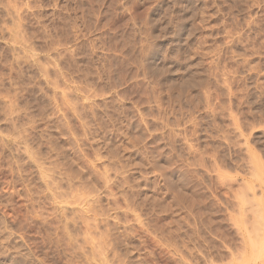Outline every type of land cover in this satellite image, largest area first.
Here are the masks:
<instances>
[{"label": "rangeland", "instance_id": "1", "mask_svg": "<svg viewBox=\"0 0 264 264\" xmlns=\"http://www.w3.org/2000/svg\"><path fill=\"white\" fill-rule=\"evenodd\" d=\"M22 263L264 264V0H0V264Z\"/></svg>", "mask_w": 264, "mask_h": 264}, {"label": "bare ground", "instance_id": "2", "mask_svg": "<svg viewBox=\"0 0 264 264\" xmlns=\"http://www.w3.org/2000/svg\"><path fill=\"white\" fill-rule=\"evenodd\" d=\"M188 1V0H187ZM186 4H188V3H186ZM183 5V4H182ZM193 5H194V3H193ZM189 7V6H188ZM185 13V12H184ZM198 13V12H197ZM165 14V13H164ZM181 15V14H180ZM188 15V14H187ZM190 18V17H189ZM167 22V21H166ZM167 26V25H166ZM171 27V26H170ZM182 28V27H181ZM180 28V29H181ZM184 29V28H183ZM191 29V28H190ZM161 31V30H160ZM163 34V33H162ZM180 39V38H179ZM173 43H175V42H173ZM172 44V43H171ZM177 49V48H176ZM151 55V54H150ZM148 56V55H147ZM161 57V56H160ZM150 59V58H149ZM158 63V62H157ZM149 65V64H148ZM155 65V64H154ZM147 67V66H146ZM190 67V66H189ZM169 69V68H168ZM174 80V79H173ZM192 80V79H191ZM159 84V83H158ZM171 84V83H170ZM160 85H161V83H160ZM185 85V84H184ZM174 88V87H173ZM177 88V87H176ZM183 89V88H182ZM197 89V88H196ZM202 89V88H201ZM202 91V90H201ZM179 96V95H178ZM201 96V95H200ZM205 97H207V96H205ZM210 97V96H209ZM207 101H208V99H207ZM208 104V103H207ZM211 108V107H210ZM6 115V114H5ZM233 117V116H232ZM193 127V126H192ZM14 129V128H13ZM195 129V128H194ZM185 138V137H184ZM208 138V137H207ZM212 138V137H211ZM225 138V137H224ZM229 139V138H228ZM183 140V139H182ZM188 140V139H187ZM185 141V140H184ZM212 141V140H211ZM229 141V140H228ZM187 143V142H186ZM189 143V142H188ZM215 143V142H214ZM223 143V142H222ZM179 144V143H178ZM189 144H191V143H189ZM225 145V144H224ZM243 145H246V144H243ZM189 146V145H188ZM192 146V145H191ZM215 148V147H214ZM219 148V147H218ZM221 148V147H220ZM21 149V148H20ZM28 149V148H27ZM222 149V148H221ZM240 149V148H239ZM32 150V149H31ZM216 150V149H215ZM230 150V149H229ZM16 151V150H15ZM183 151H184V149H183ZM18 152V151H17ZM34 152V151H33ZM180 152V151H179ZM220 152V151H219ZM27 153V152H26ZM35 153V152H34ZM244 153V152H243ZM31 154V153H30ZM34 156H35V154H33ZM69 156V155H68ZM221 156V155H220ZM223 156V155H222ZM216 157V156H215ZM33 158H36V157H33ZM217 158V157H216ZM249 160H250V157H249ZM216 162V161H215ZM38 163V162H37ZM160 164V163H159ZM162 164V163H161ZM249 164V163H248ZM43 165V164H42ZM53 165V164H52ZM164 165V164H163ZM162 165V166H163ZM252 165V164H251ZM49 166V165H48ZM54 166V165H53ZM39 167V166H38ZM40 167H42V166H40ZM44 167H45V165H44ZM253 168V167H252ZM37 169V168H36ZM45 170V169H44ZM47 171V170H46ZM68 172V171H67ZM252 172V171H251ZM249 173V176H250V174L251 175H253L252 173ZM42 173V172H41ZM44 173V172H43ZM80 173V172H79ZM220 173V172H219ZM224 173V172H223ZM40 174V173H39ZM81 174V173H80ZM225 174V173H224ZM221 175V174H220ZM223 175V174H222ZM47 176V175H46ZM45 178V177H44ZM42 179V178H41ZM46 179H47V177H46ZM229 179V178H228ZM43 180V179H42ZM219 180V179H218ZM222 180V179H221ZM220 180V181H221ZM47 181V180H46ZM223 181H224V178H223ZM229 181V180H228ZM245 181V180H244ZM48 182V181H47ZM225 182H227V181H225ZM222 183V182H221ZM224 183V182H223ZM229 183V182H228ZM228 183H225V184H228ZM244 184V183H243ZM245 184H246V182H245ZM225 186V185H224ZM231 187V186H230ZM241 188H242V186H240ZM240 187L238 188V189H240ZM187 188V187H186ZM245 188H247V186L245 187ZM229 189V188H228ZM256 189H258V188H256ZM181 190H183V189H181ZM50 191H52V190H50ZM189 191V190H188ZM248 191V190H247ZM235 192V191H234ZM249 192V191H248ZM48 193V192H47ZM249 193H251V192H249ZM238 194V193H237ZM61 195V194H60ZM184 195V194H183ZM186 196V195H185ZM237 196V195H236ZM248 196V195H247ZM77 197V196H76ZM179 197H180V195H179ZM181 198V197H180ZM186 198V197H185ZM241 198V197H240ZM253 198V197H252ZM79 199V198H78ZM233 199V198H232ZM175 200V199H174ZM234 200H235V198H234ZM240 200H242V199H240ZM249 200V199H248ZM251 200V199H250ZM249 200V201H250ZM77 201V200H76ZM243 201V200H242ZM246 201V200H245ZM245 201H243V202H245ZM78 202V201H77ZM228 202V201H227ZM251 203L253 204V200L251 201ZM82 204V203H81ZM178 204V203H177ZM238 204H239V202H238ZM247 204H248V202H247ZM251 204V205H252ZM242 205V204H241ZM86 206V205H85ZM238 206V205H237ZM247 206V205H246ZM253 206V205H252ZM258 206V205H257ZM250 207V206H249ZM256 207V206H255ZM254 207V208H255ZM89 208V207H88ZM237 208H239V207H237ZM241 208V207H240ZM250 209H251V207H250ZM249 209V210H250ZM65 210V209H64ZM247 210V209H246ZM252 210V209H251ZM250 210V211H251ZM254 211V210H253ZM259 211V210H258ZM258 211H257V213H258ZM247 212V211H246ZM256 212V211H255ZM235 213V212H234ZM249 214V213H248ZM236 215H237V213H236ZM253 216H254V213H253ZM255 216H256V214H255ZM240 217V216H239ZM258 217V216H257ZM234 218V217H233ZM252 218V217H251ZM247 219V218H246ZM253 219V218H252ZM248 220V219H247ZM240 221V220H239ZM250 221V220H249ZM248 221V222H249ZM254 222H256V220L254 221ZM240 223V222H239ZM245 224V223H244ZM260 224V223H259ZM237 226V225H236ZM248 226H250V225H248ZM89 227H87V229H88ZM239 228V227H238ZM80 229H82V228H80ZM92 229V228H91ZM57 230V229H56ZM258 230V229H257ZM55 231V230H54ZM75 231V230H74ZM77 231V230H76ZM80 231V230H79ZM78 232V231H77ZM261 232V231H260ZM76 233V232H75ZM63 234H65V233H63ZM67 234V233H66ZM73 234H74V232H73ZM249 234V233H248ZM251 234V233H250ZM259 234V233H258ZM72 235V234H71ZM72 236H74V235H72ZM260 236V235H259ZM65 237V236H64ZM79 237V236H78ZM63 238V237H62ZM68 238H70V236L68 237ZM67 238V239H68ZM66 239V240H67ZM71 239V238H70ZM73 239V238H72ZM120 239V238H119ZM62 240V239H61ZM69 240V239H68ZM74 240V239H73ZM250 241V240H249ZM61 242V241H60ZM64 243V242H63ZM33 246H34V244H32ZM64 245V244H63ZM79 245V244H78ZM83 244H81V246H82ZM120 245V244H119ZM26 246V245H25ZM31 246V245H30ZM29 246V247H30ZM80 246V247H81ZM252 246V245H251ZM255 246V245H254ZM73 247H75V246H73ZM101 247V246H100ZM119 247V246H118ZM123 247V246H122ZM21 248V247H20ZM32 248V247H31ZM35 248V247H34ZM61 248V247H60ZM77 248H79V247H77ZM104 248V247H103ZM25 249V248H24ZM73 249V248H72ZM119 249V248H118ZM244 249V248H243ZM32 250V249H31ZM30 250V251H31ZM68 250V249H67ZM102 250V249H101ZM122 250V249H121ZM176 250H178V249H176ZM26 251V250H25ZM28 251V250H27ZM78 251V250H77ZM76 251V252H77ZM123 251V250H122ZM132 251V250H131ZM32 252V251H31ZM100 252V251H99ZM126 252V251H125ZM175 252V251H174ZM177 252V251H176ZM240 252V251H239ZM242 252V251H241ZM240 252V253H241ZM244 252V251H243ZM103 253V252H102ZM129 253V252H128ZM31 254V253H30ZM67 254V253H66ZM98 254V253H97ZM104 254V253H103ZM103 254H101V255H103ZM108 254V253H107ZM123 254V253H122ZM242 254V253H241ZM241 254H239V255H241ZM32 255V254H31ZM82 255V254H81ZM83 255H85V254H83ZM188 255V254H187ZM191 255V254H190ZM189 255V256H190ZM24 256V255H23ZM27 256H28V254H27ZM30 256V255H29ZM238 256V255H237ZM21 257H22V255H21ZM83 257V256H82ZM127 257V256H126ZM133 257V256H132ZM239 257V256H238ZM238 257H237V259H238ZM33 258V257H32ZM78 258V257H77ZM123 258V257H122ZM239 258H241V257H239ZM79 259H82V258H79ZM101 259H104V258H101ZM109 259V258H108ZM111 259V258H110ZM127 259V258H126ZM33 260V259H32ZM193 260V259H192ZM31 261V260H30ZM99 261V260H98ZM107 261V260H106ZM129 261V260H128ZM131 261H132V259H131ZM33 262V261H32ZM73 262V261H72ZM101 262V261H100ZM103 262H104V260H103ZM102 262V263H103ZM36 263V262H35ZM49 263V262H48ZM231 263V262H230ZM254 263V262H253ZM23 264V263H22ZM33 264V263H32ZM105 264V263H104ZM129 264V263H128ZM132 264V263H131ZM227 264V263H226ZM233 264V263H232Z\"/></svg>", "mask_w": 264, "mask_h": 264}]
</instances>
